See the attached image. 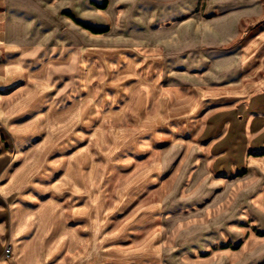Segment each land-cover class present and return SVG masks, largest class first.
Wrapping results in <instances>:
<instances>
[{
    "label": "crops",
    "instance_id": "1",
    "mask_svg": "<svg viewBox=\"0 0 264 264\" xmlns=\"http://www.w3.org/2000/svg\"><path fill=\"white\" fill-rule=\"evenodd\" d=\"M59 2L0 0V264L193 259L174 244L220 239L163 221L166 196L221 174L259 179L264 211V0Z\"/></svg>",
    "mask_w": 264,
    "mask_h": 264
},
{
    "label": "rangeland",
    "instance_id": "2",
    "mask_svg": "<svg viewBox=\"0 0 264 264\" xmlns=\"http://www.w3.org/2000/svg\"><path fill=\"white\" fill-rule=\"evenodd\" d=\"M61 1V0H60ZM65 1H73L77 3L79 0H63V2H59L58 5L64 6ZM88 5V0H86ZM206 2V0H204ZM124 5L121 4V7ZM83 7V6H82ZM55 11V8L45 6L44 9L46 12L51 11V9ZM83 13H85L84 8H80ZM117 11L120 12V8H117ZM99 15L94 14L90 15L91 21L103 20V18H108V14L106 11H99ZM81 12L77 13L80 15ZM91 13V12H90ZM104 16V17H103ZM104 18V19H105ZM49 20V19H48ZM89 20V19H88ZM23 24H25V20H21ZM30 21V20H28ZM52 22H56L57 24L60 22L58 19L49 20ZM86 21V20H85ZM117 23H121L122 19L116 18ZM131 21V20H130ZM31 22V21H30ZM170 21L160 20L154 24L156 28L164 27L169 25ZM28 23V22H27ZM26 23V24H27ZM61 27L65 26L66 30L70 27H74L72 23H61ZM68 37H73L78 39V41H83L84 35L81 31H78L75 35H69L66 33L65 35ZM71 38V39H73ZM97 39H101V36L94 35L93 43H97ZM100 42V41H99ZM98 42V43H99ZM48 46V45H46ZM95 46V45H94ZM47 51V50H46ZM258 182V183H257ZM259 188V179H248L245 176H235L229 174H221L220 177L217 178H206L204 180V187L201 186L198 188H202L200 193L196 196L188 195V196H174L175 198H171L170 196H166L167 204L166 209L168 211L164 212L163 221L166 219H188L189 227L193 225L199 224L198 231H204L205 234H208L209 231H215V234L219 237V241L216 242H205V243H195V240L175 243L174 246L180 249L185 248L186 246L190 251H194L195 258L193 259H179L178 264L183 263H192L196 264L198 259L207 260L212 259V257H217L222 260V264H227L229 261V255L231 256V261L233 257L236 258L237 263H239L244 255L242 252L245 250H255L260 247V245L264 244V234H257L256 229H260L263 220L264 211L258 210L256 208L260 207L262 204L261 195L255 193L256 188ZM159 197V196H157ZM164 199V201H166ZM179 204V205H178ZM184 204L190 205V207L183 206ZM192 204H196L197 207L191 206ZM174 206H178V208L173 209ZM256 207V208H255ZM170 209H173L170 211ZM195 221V222H191ZM217 223V224H216ZM233 223H235L233 225ZM208 224H211L208 227ZM220 225V226H219ZM233 225V226H232ZM236 226V227H235ZM202 229V230H201ZM233 230L237 232V240L239 238H243V245L240 247H230L228 244H234L235 242H230L228 239L231 238ZM210 234V233H209ZM247 240L244 241L245 235L248 236ZM210 243V244H209ZM172 245V244H170ZM209 245H211L210 248ZM209 248V249H208ZM168 249V248H167ZM176 250V249H174ZM196 250H205L207 253L199 254L196 253ZM215 252L216 255H212L211 253ZM218 254V255H217ZM197 255H200L197 257ZM264 262V259L261 261ZM253 263V264H261Z\"/></svg>",
    "mask_w": 264,
    "mask_h": 264
},
{
    "label": "trees",
    "instance_id": "3",
    "mask_svg": "<svg viewBox=\"0 0 264 264\" xmlns=\"http://www.w3.org/2000/svg\"><path fill=\"white\" fill-rule=\"evenodd\" d=\"M103 5H101V7H103ZM86 28L90 29L92 32L94 33H103L105 31H107V29L105 28H97V27H93V26H89V25H84Z\"/></svg>",
    "mask_w": 264,
    "mask_h": 264
},
{
    "label": "built area",
    "instance_id": "4",
    "mask_svg": "<svg viewBox=\"0 0 264 264\" xmlns=\"http://www.w3.org/2000/svg\"><path fill=\"white\" fill-rule=\"evenodd\" d=\"M5 254H6V256H9L11 254V247L10 246L5 248Z\"/></svg>",
    "mask_w": 264,
    "mask_h": 264
}]
</instances>
